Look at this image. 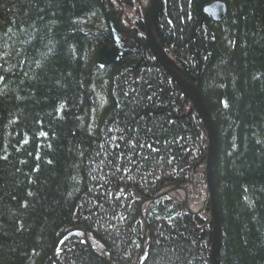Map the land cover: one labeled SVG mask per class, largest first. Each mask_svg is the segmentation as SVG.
Wrapping results in <instances>:
<instances>
[{"label": "trees", "instance_id": "trees-1", "mask_svg": "<svg viewBox=\"0 0 264 264\" xmlns=\"http://www.w3.org/2000/svg\"><path fill=\"white\" fill-rule=\"evenodd\" d=\"M158 1L159 35L198 83L217 134L218 263L264 264V0H222L219 20L202 10L211 0ZM110 43L101 0H0V264H45L75 226L112 264H131L141 200L167 184H184L192 203L204 197L199 115L144 39L142 57L97 64ZM144 215L139 264H211L206 210L162 196ZM55 262L104 264L79 233Z\"/></svg>", "mask_w": 264, "mask_h": 264}, {"label": "water", "instance_id": "water-1", "mask_svg": "<svg viewBox=\"0 0 264 264\" xmlns=\"http://www.w3.org/2000/svg\"><path fill=\"white\" fill-rule=\"evenodd\" d=\"M104 3V0H102ZM103 15L108 23L109 29L111 33L114 35V39L118 40L115 36V32L119 31L118 27V18H115V13L112 10H107L105 6L102 4ZM159 12V1L158 0H145V3L142 5V22H143V33L145 38L146 46L152 56L160 63L162 68L168 74V76L177 83L180 93L188 98L191 105L193 106L195 112L201 118L204 129L207 137V147H206V158L204 161V166L201 171L203 181L205 184V198L202 202V207L205 206L209 213V224L212 226L211 230V243H210V252H211V262L212 264H219L217 258V252L220 246V221L218 215L217 204L214 196V188L212 183V173L215 168L216 162V148H217V136L216 131L212 125V121L208 114V110L206 105L201 98L199 86L197 82L192 81L185 72L180 69L174 60L171 58L169 52L161 40V37L158 33L157 29V15ZM203 12L212 19L219 20L226 13V4L222 0H214L210 3L206 4L203 7ZM115 22L117 26H115ZM119 45L113 44L109 49L106 47H102L99 49L96 57V63L105 65L107 63H116L120 60L121 55L125 53L126 50L120 49L118 52ZM181 189L184 193V198L182 203L186 208H188L187 204V196L184 188L181 185L173 186L171 190ZM164 192L163 194H167ZM153 197L149 199L142 200L139 208L137 210V216L140 218L143 226V236L142 242H144L145 238L148 236L146 230L148 228L147 223L142 214V206L146 201L153 200ZM201 207V208H202ZM200 208V209H201ZM191 213H196L195 211L190 210ZM81 232L82 233V241L86 244L87 250L96 256H98L105 264L111 263V256L109 250L104 247L103 252H106L108 256L99 255L95 252L94 248L90 244L88 240V235L85 228L81 226H75L65 230L56 241L54 247L49 252L47 260L45 264H54L53 259L56 252L57 247L59 246L62 238L71 232ZM144 251V246L142 245L139 248L138 254L135 258L134 264H137L139 261L140 255Z\"/></svg>", "mask_w": 264, "mask_h": 264}, {"label": "flooded vegetation", "instance_id": "flooded-vegetation-1", "mask_svg": "<svg viewBox=\"0 0 264 264\" xmlns=\"http://www.w3.org/2000/svg\"><path fill=\"white\" fill-rule=\"evenodd\" d=\"M123 1V3L125 2H129V4H131V7H133L135 5V1L137 2V0H113V6H115V10L116 12H118L120 15H123V18H120V25H121V28H122V32L119 34V37H120V44L121 46H124V47H130L131 46V53H136V52H139L141 54V57H142V49L143 48V44H142V39H137L139 41H133V38H135L133 36V34L135 33V31H137V25L135 23H138V16L135 17V15H133L134 12L136 11H131V32H130V29L128 27H126L125 25V21H126V18H127V15L126 14H122L124 13V9L122 7H119L117 6V2H121ZM138 4V3H137ZM137 19V20H136ZM133 48V49H132ZM128 54V52L126 53Z\"/></svg>", "mask_w": 264, "mask_h": 264}, {"label": "bare ground", "instance_id": "bare-ground-1", "mask_svg": "<svg viewBox=\"0 0 264 264\" xmlns=\"http://www.w3.org/2000/svg\"><path fill=\"white\" fill-rule=\"evenodd\" d=\"M138 1V0H137ZM211 1H214V0H211ZM209 2H207V3H205L204 4V6L206 5V4H208ZM117 6H119V7H122L123 6V4L121 3V2H117V4H116ZM203 6V7H204ZM139 9V6H138V4L136 3V1H135V5L133 6V7H131V11H136V10H138ZM126 12H129V10L127 9V8H125L124 9ZM202 10H203V8H202ZM106 20V19H105ZM126 22V24H127V26H128V28L129 29H131V27H130V22L129 21H125ZM115 26H117V24H116V22H115ZM157 29H158V27H157ZM158 33H159V29H158ZM133 36L135 37V38H133V41H139V40H137V39H144L145 40V38H144V36H143V34H140V33H138L137 31H135V33L133 34ZM118 38V37H117ZM137 38V39H136ZM100 49V48H99ZM140 55V57H141V54H139ZM168 75V74H167ZM175 82V81H174ZM200 95H201V93H200ZM201 98H202V96H201ZM203 99V98H202ZM207 108V107H206ZM208 110V109H207ZM208 114H209V116H210V112H209V110H208ZM216 136H217V134H216ZM216 151H217V149H216ZM205 158H206V155H205ZM204 161H205V159H204ZM212 183H213V188H214V181H213V173H212ZM136 217H137V219H140L138 216H137V214H136ZM144 219H145V221L147 222V220H146V218H145V216H144ZM220 221V220H219ZM221 230V229H220ZM139 249V248H138ZM52 250V249H51ZM50 250V251H51ZM218 251H219V249H218ZM138 252V250L135 252V253H133V254H131V259L136 255V253ZM217 254H218V252H217ZM49 255V254H48ZM48 255H47V257H48ZM47 257H46V260H47ZM210 260H211V255H210ZM46 262V261H45ZM105 264V263H104ZM211 264H212V262H211Z\"/></svg>", "mask_w": 264, "mask_h": 264}, {"label": "rangeland", "instance_id": "rangeland-1", "mask_svg": "<svg viewBox=\"0 0 264 264\" xmlns=\"http://www.w3.org/2000/svg\"><path fill=\"white\" fill-rule=\"evenodd\" d=\"M140 3H141V5H143L144 3H145V0H140ZM124 14H126L127 15V20L126 21H130V23H131V11H129V12H124ZM130 26H131V24H130ZM100 98H101V96H100ZM187 98V97H186ZM188 99V98H187ZM189 101V100H188ZM201 119V118H200ZM210 119H211V117H210ZM211 121H212V119H211ZM201 122H202V120H201ZM202 124H203V122H202ZM212 125H213V123H212ZM217 139V138H216ZM217 149V148H216ZM217 152V151H216ZM217 154V153H216ZM214 172V171H213ZM199 206H198V204H197V206H192V208H194L195 210L198 208ZM208 213V212H207ZM218 215H219V213H218ZM219 220H220V216H219ZM220 229H221V225H220ZM96 245H98V247H99V249L101 248V246L99 245V244H96ZM211 250V249H210ZM210 255H211V252H210ZM217 258H218V254H217Z\"/></svg>", "mask_w": 264, "mask_h": 264}]
</instances>
